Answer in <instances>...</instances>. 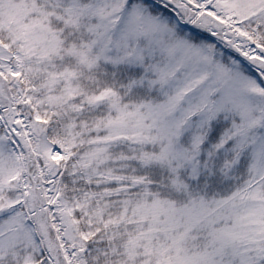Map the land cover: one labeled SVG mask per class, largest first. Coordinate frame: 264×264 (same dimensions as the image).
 Returning <instances> with one entry per match:
<instances>
[{"label":"snow or ice","instance_id":"1","mask_svg":"<svg viewBox=\"0 0 264 264\" xmlns=\"http://www.w3.org/2000/svg\"><path fill=\"white\" fill-rule=\"evenodd\" d=\"M0 264H264V0H0Z\"/></svg>","mask_w":264,"mask_h":264}]
</instances>
